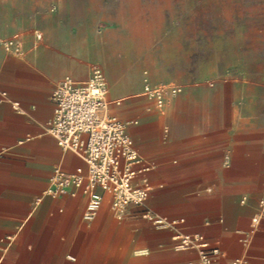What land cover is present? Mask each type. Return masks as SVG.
Here are the masks:
<instances>
[{
	"label": "crops",
	"instance_id": "0c3cea01",
	"mask_svg": "<svg viewBox=\"0 0 264 264\" xmlns=\"http://www.w3.org/2000/svg\"><path fill=\"white\" fill-rule=\"evenodd\" d=\"M15 34L21 54L4 49ZM238 47L245 78L264 73L254 66L264 0H0V264H196L195 249L175 248L177 233L219 248L213 264H264V144L239 137V120L222 118L220 106L216 114L222 88L203 86L238 62ZM94 66L108 99H124L111 112L150 167L137 181L150 186L149 208L174 225L138 209L118 216L108 193L87 223L82 190L52 193L56 170H86L48 131L53 92L67 76L88 80ZM144 71L154 84L183 87L164 119L143 95ZM243 92L252 100L256 88L233 89Z\"/></svg>",
	"mask_w": 264,
	"mask_h": 264
},
{
	"label": "built area",
	"instance_id": "2783aa9c",
	"mask_svg": "<svg viewBox=\"0 0 264 264\" xmlns=\"http://www.w3.org/2000/svg\"><path fill=\"white\" fill-rule=\"evenodd\" d=\"M53 6L51 10H55ZM37 40L42 33L34 30ZM6 52L21 54L23 42L15 34L4 43ZM109 83L104 70L94 66L88 80L77 82L70 76L59 82L53 92L55 114L48 131L58 146L79 156L86 170L78 167L72 173L56 170L52 181L53 194L71 193V188L82 190L88 197L83 220L93 222L103 202V194L111 195L113 211L122 216L127 210L138 209L144 218L159 226L174 225L167 218L157 217L148 206L150 186L146 181L137 183L139 176L149 170L128 132V123L111 112L124 99H108ZM183 87L172 83L151 82L148 71L143 72V95L163 108L169 98L178 96ZM264 211V196L260 200ZM254 223L258 218L253 219ZM175 248L179 251L195 249L196 264H213L220 250L213 247L201 234L177 233ZM230 264H248L236 259Z\"/></svg>",
	"mask_w": 264,
	"mask_h": 264
},
{
	"label": "rangeland",
	"instance_id": "374dc122",
	"mask_svg": "<svg viewBox=\"0 0 264 264\" xmlns=\"http://www.w3.org/2000/svg\"><path fill=\"white\" fill-rule=\"evenodd\" d=\"M234 49V48H232ZM238 62L230 64L229 68H224L222 75L215 79H206L203 82V86L206 88L220 87L222 93L216 95V114L218 106L221 108V117L228 120L237 118L238 125L233 128L239 137L247 136L250 140H253L255 144H264V73L258 71L254 73L253 79H246L244 76V70L247 63L245 58H241V52L243 48L238 47ZM259 63H255V70L257 67L264 66V51L259 48ZM234 56H232L233 58ZM254 86L256 93L252 96L245 95L243 93L233 94V89L237 88L238 91L246 89L247 87ZM109 95V92H108ZM179 96V95H178ZM176 96L174 99H176ZM209 109V107H207ZM162 115V118H166V108H157ZM210 112H212L210 110ZM175 118H182L183 112L179 110L175 112ZM185 115V114H184ZM252 123V125H251Z\"/></svg>",
	"mask_w": 264,
	"mask_h": 264
}]
</instances>
